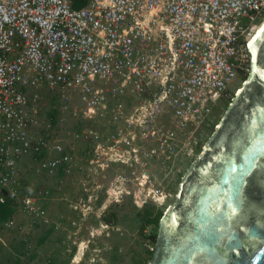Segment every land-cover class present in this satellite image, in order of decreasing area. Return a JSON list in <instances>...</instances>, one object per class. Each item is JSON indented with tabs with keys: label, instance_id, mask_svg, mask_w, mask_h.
Masks as SVG:
<instances>
[{
	"label": "built area",
	"instance_id": "2783aa9c",
	"mask_svg": "<svg viewBox=\"0 0 264 264\" xmlns=\"http://www.w3.org/2000/svg\"><path fill=\"white\" fill-rule=\"evenodd\" d=\"M74 3L0 0V206L10 201L45 222L47 192H22L23 164L30 159L48 174L71 166L67 154L48 158L51 119L41 117V90L63 111L78 97L80 121L113 116L118 132L104 144L160 147L163 156L218 128V104L228 106L247 80L250 38L264 21V0ZM176 132L188 134L185 142ZM90 136L102 144L98 133L83 132ZM12 229H19L13 217L0 220V243Z\"/></svg>",
	"mask_w": 264,
	"mask_h": 264
},
{
	"label": "rangeland",
	"instance_id": "374dc122",
	"mask_svg": "<svg viewBox=\"0 0 264 264\" xmlns=\"http://www.w3.org/2000/svg\"><path fill=\"white\" fill-rule=\"evenodd\" d=\"M240 85L238 78L234 86ZM40 96L41 117L51 119L48 158L67 154L71 172L64 174L60 168L54 174L37 173L34 162L25 160L22 192L36 196L47 192L40 201L47 221L14 208L12 217L19 229L3 234L0 264H150L155 244L148 238L154 233L142 228L143 210L147 207L153 215L160 210L164 217L176 203L181 181L215 131L203 132L197 145L168 148L163 156L160 147H111L103 140L118 132L119 122L113 116L80 121L75 112L78 97L63 111L45 90ZM228 106L219 102L215 117L220 115L221 120ZM84 131L98 133L102 144L97 146L91 136L84 139ZM75 134L80 137L74 138ZM187 136L174 135L184 142Z\"/></svg>",
	"mask_w": 264,
	"mask_h": 264
},
{
	"label": "water",
	"instance_id": "95a60500",
	"mask_svg": "<svg viewBox=\"0 0 264 264\" xmlns=\"http://www.w3.org/2000/svg\"><path fill=\"white\" fill-rule=\"evenodd\" d=\"M251 71L161 220L150 264H264V28Z\"/></svg>",
	"mask_w": 264,
	"mask_h": 264
},
{
	"label": "trees",
	"instance_id": "16d2710c",
	"mask_svg": "<svg viewBox=\"0 0 264 264\" xmlns=\"http://www.w3.org/2000/svg\"><path fill=\"white\" fill-rule=\"evenodd\" d=\"M85 4V0H75L74 8H80ZM54 114V113H53ZM144 217L142 218V228L149 230L150 232L154 233V235L149 236V240H151L152 244H156V236L157 232L160 231V220L162 218L161 211H157L155 215L152 214L150 209L147 207L143 210ZM14 214V208L11 205L10 201H7L6 204L0 206V220H7L11 218ZM49 234V232H47ZM46 239V235L40 238L39 243H43ZM150 255L152 253L149 252ZM33 256L29 259L32 260ZM30 262V261H29ZM29 262L27 264H29ZM18 264V263H15Z\"/></svg>",
	"mask_w": 264,
	"mask_h": 264
},
{
	"label": "bare ground",
	"instance_id": "6f19581e",
	"mask_svg": "<svg viewBox=\"0 0 264 264\" xmlns=\"http://www.w3.org/2000/svg\"><path fill=\"white\" fill-rule=\"evenodd\" d=\"M264 28V21L255 29L253 35L250 38V44L252 41L256 38V36L261 32V30ZM240 92V91H239ZM238 92V94H239Z\"/></svg>",
	"mask_w": 264,
	"mask_h": 264
}]
</instances>
